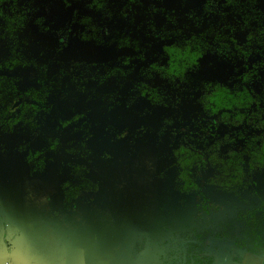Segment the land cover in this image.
Masks as SVG:
<instances>
[{
    "label": "trees",
    "instance_id": "16d2710c",
    "mask_svg": "<svg viewBox=\"0 0 264 264\" xmlns=\"http://www.w3.org/2000/svg\"><path fill=\"white\" fill-rule=\"evenodd\" d=\"M121 141L156 154L164 219L195 211L184 231L133 222L134 255L158 229L159 264L264 258V0H0V163L68 153L65 210L97 191L78 161Z\"/></svg>",
    "mask_w": 264,
    "mask_h": 264
},
{
    "label": "rangeland",
    "instance_id": "374dc122",
    "mask_svg": "<svg viewBox=\"0 0 264 264\" xmlns=\"http://www.w3.org/2000/svg\"><path fill=\"white\" fill-rule=\"evenodd\" d=\"M187 110V113L192 110L190 105ZM130 146L128 142L122 141L111 151V154L115 155L114 157H94L90 161L87 158L86 162L82 159L87 165L88 175L98 178L96 183L98 191L80 192L79 196L66 204L70 208L65 210L64 205L61 203V193L57 191V187L61 183L59 182L61 181L59 176L62 175L64 164H72L73 160L60 149L50 154V160L45 162L43 172L39 170L33 175L29 173L27 164L22 163L18 157L1 163L0 180L9 177L13 172L25 178L26 181L29 179L31 183L26 185L25 182L18 190L24 191L28 187L31 196L44 193L48 217H54V210L56 209L58 217L54 218L62 219L63 223L58 224L59 226L56 225L55 228L57 230H72L69 233L70 237L81 236V233H84L83 230L91 226L93 228L94 244L88 246L89 248L93 247L94 259H104L110 256L109 259H111L112 264H115L117 260L119 261L118 264H157L156 255L159 249L157 250L152 236L159 233L158 229H156V232H152V236L149 237L148 250L145 249L140 254L143 257L132 253L136 236L132 222L145 220L154 225L155 228H159L162 227L161 223L164 219L156 207L154 168L156 154L147 145H132L134 153H136L141 163L138 164L137 160L132 159V154L128 151L131 148ZM94 148L97 153H102V156L107 151V146L95 145ZM82 160H79V162ZM10 166L15 167L14 171H7ZM11 193L12 191L7 186H0V224L2 227L5 222H9L5 210L10 206L9 202L11 201L9 200L8 204H5L3 200L6 201L5 198L10 196ZM63 217L67 218L63 219ZM52 220L51 222L54 225L56 221ZM166 221L171 231L187 229L193 225V212L177 210ZM104 226L115 229V232L111 233V239L107 241L109 243H102L98 237L100 229ZM116 240H118V243L115 242ZM97 245H102V247ZM246 262L247 264H260L259 260L252 257Z\"/></svg>",
    "mask_w": 264,
    "mask_h": 264
},
{
    "label": "crops",
    "instance_id": "0c3cea01",
    "mask_svg": "<svg viewBox=\"0 0 264 264\" xmlns=\"http://www.w3.org/2000/svg\"><path fill=\"white\" fill-rule=\"evenodd\" d=\"M14 169L15 167L10 166L7 171H14ZM7 178L9 179L7 180ZM7 178L0 180V186H7L12 191L11 195L5 198L6 201L3 200L5 204H8L11 200L9 202L10 206L6 210L4 209L6 216L9 217L8 224L10 227L19 226L22 228L29 236L33 248H39L40 250L37 258L23 261L22 264H66L65 251L70 248L82 250L84 264H104L108 260L94 259L93 247L89 248L94 244L93 228L91 226L85 228L84 233L80 231L81 236L78 237L69 236L72 230H57L56 225L62 224L63 220L59 218L60 221H58L57 218L48 217L45 194L38 193L31 196L28 187L24 191L18 190L19 187H22V184L26 182L27 185L31 181L29 182V179L26 181L25 178L16 175L14 172ZM52 219L56 221L54 225L51 222ZM3 231L4 229L0 224V242H2ZM97 246L102 247V245ZM109 260V264H112L111 259ZM118 262L117 260L115 264H118Z\"/></svg>",
    "mask_w": 264,
    "mask_h": 264
},
{
    "label": "clouds",
    "instance_id": "9594fccd",
    "mask_svg": "<svg viewBox=\"0 0 264 264\" xmlns=\"http://www.w3.org/2000/svg\"><path fill=\"white\" fill-rule=\"evenodd\" d=\"M3 229V238L0 242V264H22L23 261L37 258L40 250L33 248L29 236L22 228L10 227L5 222Z\"/></svg>",
    "mask_w": 264,
    "mask_h": 264
},
{
    "label": "flooded vegetation",
    "instance_id": "af4514ba",
    "mask_svg": "<svg viewBox=\"0 0 264 264\" xmlns=\"http://www.w3.org/2000/svg\"><path fill=\"white\" fill-rule=\"evenodd\" d=\"M21 104V100H16V101H14L13 102V104H12V106H11V111H13V110H15V109H17L18 107H19V105ZM187 105V108H189V104H185V106ZM184 106V105H183ZM194 110V109H193ZM185 113L184 114H187V112H186V108H185ZM43 128V131H42V133L44 134V136L45 137H49L50 135H52V131L50 130H47L44 126L42 127ZM122 142V141H121ZM121 142H119V144L121 143ZM127 142V141H126ZM238 143L240 144V145H242V143H243V141L242 140H240V141H238ZM118 144V145H119ZM130 144V143H129ZM137 143H131L130 145V147L131 148H129L128 149V151L132 154V159L133 160H137V162H138V164H141L140 162H139V159L137 158V156H136V153H134V149L132 148L133 146L132 145H136ZM139 145V144H138ZM141 145H147V144H141ZM148 146V145H147ZM149 147V146H148ZM150 148V147H149ZM151 150V149H150ZM61 151H63V150H61ZM113 151V150H112ZM152 151V150H151ZM64 152V151H63ZM66 153V152H65ZM68 154V153H67ZM100 154V157H102V158H111V157H114L115 155H111L110 154V152H106L105 153V155H103L102 156V153H99ZM69 155V154H68ZM70 156V155H69ZM14 157H17V156H14ZM14 157H11V158H14ZM11 158H9V159H7V160H5V161H1V163H3V162H6V161H8V160H10ZM70 158H71V156H70ZM72 159V158H71ZM73 160V159H72ZM80 160H82V159H80ZM84 160V159H83ZM81 161L80 163H84L85 164V162L84 161ZM79 162V161H78ZM0 163V164H1ZM65 164H67V163H65ZM65 164H64V168H65ZM86 167H87V165H86ZM154 168H155V177H156V189H157V176H156V161H155V164H154ZM85 175L86 176H88L89 178H93V179H96L97 180V182H98V178H94V177H91V176H89L88 175V171H87V168H86V171H85ZM61 178H62V175L61 176H59V179L61 180ZM59 182H61V181H59ZM96 182V183H97ZM61 184V183H60ZM59 186V185H58ZM57 191L59 192V190H58V187H57ZM82 191H88V190H84V189H82L81 190V192ZM97 191H98V189H97ZM156 191V190H155ZM89 192H93V191H89ZM62 197V196H61ZM156 200H157V193H156ZM62 203V202H61ZM156 207H157V204H156ZM177 210H179V211H182V210H185V211H192L193 212V225H194V221H195V218H194V216H195V211H193V210H189V209H176L173 213H175ZM172 213V214H173ZM171 214V215H172ZM170 215V216H171ZM169 216V217H170ZM168 217V218H169ZM167 219H163V221H165L166 222V224H167V221H166ZM162 221V222H163ZM133 222H144V223H147V224H150V223H148L147 221H145V220H135V221H133ZM133 222H132V224H133ZM150 225H152V224H150ZM192 225V226H193ZM191 226V227H192ZM106 227H109V226H106ZM132 227V226H131ZM167 227H168V230L169 231H171L170 229H169V226H168V224H167ZM191 227H189V228H187V229H190ZM109 228H111V227H109ZM112 229V228H111ZM187 229H183V230H173L172 232H174V231H184V230H187ZM112 230H114V232H115V229H112ZM134 231V230H133ZM134 233H135V241H136V239H137V233L134 231ZM107 241H109V239H106V240H103V241H101L102 243H109V242H107ZM135 241H134V243H135ZM116 243H118V240H116L115 241ZM134 243H133V246H134ZM111 244V243H110ZM133 248V247H132ZM147 250H148V245H147V248H146ZM132 251H133V249H132ZM133 253V252H132ZM131 253V254H132ZM143 257V255H140V257ZM110 257V256H109ZM109 257H105L104 259H108V260H106L105 262H104V264H109V262H110V260H109ZM250 257H252V258H254V259H257V260H259L260 261V264H264V258H262V257H258V256H256V255H253V254H243L242 255V257H241V262H239V263H236V262H227L228 264H242V262H243V264H247V260L248 259H250ZM156 259H158L157 258V255H156ZM216 259H228V258H220V257H216ZM147 261V260H146ZM150 263V262H149ZM157 263V262H156ZM158 264V263H157Z\"/></svg>",
    "mask_w": 264,
    "mask_h": 264
},
{
    "label": "water",
    "instance_id": "95a60500",
    "mask_svg": "<svg viewBox=\"0 0 264 264\" xmlns=\"http://www.w3.org/2000/svg\"><path fill=\"white\" fill-rule=\"evenodd\" d=\"M66 264H84L81 249L70 248L65 251Z\"/></svg>",
    "mask_w": 264,
    "mask_h": 264
}]
</instances>
